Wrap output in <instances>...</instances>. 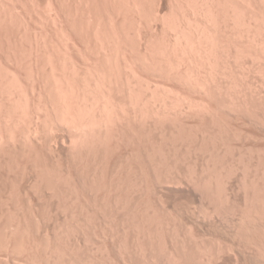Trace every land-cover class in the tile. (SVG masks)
<instances>
[{"label":"rangeland","instance_id":"obj_1","mask_svg":"<svg viewBox=\"0 0 264 264\" xmlns=\"http://www.w3.org/2000/svg\"><path fill=\"white\" fill-rule=\"evenodd\" d=\"M170 1H168V0H0V79L6 78L7 82L9 83V81H10V83H11V80L13 79V77L17 78V81L18 82L20 81L19 83L21 85L25 86V89H27V92L30 95L29 96L30 97V132H31L30 147L33 146L30 148V161L27 163L25 162V161H27L26 152H25V154H23L24 156H22L20 152H23V151L21 150V147L18 146L17 144H16V147L17 146L20 147V148H17V150L19 149L21 151L16 150L18 152V153H15L16 155L12 154V153H14L13 149L11 150L12 151L11 153L10 152L7 153V154L11 155V156L8 155V156H10L9 157L10 160H8V157L6 160V163L8 162L7 163L8 166L6 165V163H3V161H1L2 157H1V153H0V170H1L0 171V198H1L0 199V208H1L0 209V218H1L0 219V231H1V233H0V247H1L0 248V259H1L0 264H18V263L19 264H23V263L24 264H60V263L61 264H74V263L75 264H77V263L78 264H82V263L83 264H264V125H263L264 124V121H263V119H264V115H263L264 114V63H263L264 62V57H263L264 54L260 55L258 58L256 57V59H255V57H252V56L250 57L247 54H243L240 56L238 55L237 58L236 57H232V58L230 57V59H232V60H229L230 61L229 66H227L226 68L221 67L220 62H218L220 60H217L216 61V62H218L217 68H216L217 74H214L217 76L214 77V75H213L212 79H210V80H209L210 77L208 78L207 75H205V74H207V69L204 68L205 64H202L199 61H197V62L194 61V60L198 59L197 54L199 52L202 53V54L199 53L200 56L202 55L201 56L202 58L200 57V60H202V59L204 60V57L208 56L207 51H209V49L204 50V48H208L209 46L204 47L203 46L204 43H202L199 38H198V42H200V43L196 42L197 36H195V35H197L196 34L197 31H199V34H202L201 36L198 34V37L200 36V38L201 37L203 38L204 37L203 35H205L206 38H209L210 36L206 35L204 33L210 34L211 32L215 31L214 33H211L210 35H211V38L217 37L216 38L217 42H218L217 46L219 45L218 48L220 50H221L222 46H223L222 49L225 47L227 49L228 46H226V45H229V47H232V48H233V46L237 47L235 42H237L236 38L238 37L237 36L238 34H236V31H238L239 25L243 26V25H246L248 23L250 29H253V28L255 29L257 24H258L257 28H259V25H261L262 23L264 24V8H263L264 7V0H257V1L256 0H226V1L225 0H198V1L197 0H194V1L193 0H173V1L170 0ZM190 1H192V2H190ZM243 1H245V2H243ZM248 2L250 4H248ZM198 3H199V5H198ZM209 3H210V5H209ZM195 4H197V5H195ZM193 6H194V11L192 9ZM201 6H202V8H201ZM212 6L214 7V9L216 11L213 9ZM186 7L188 8L187 10H186ZM224 8H225V10H223ZM178 9H180V10H178ZM207 9H208L209 13L211 11L214 13L213 14L214 15L213 17L215 18L214 20L207 17V16H209V14L207 15V13H208ZM183 11H184V13H183ZM191 11H193L192 14H191ZM232 11L233 12L235 11V13H233ZM212 12H211V14H212ZM190 14L193 15L194 17H198V18L194 19V17L191 16ZM195 14H197L199 16H197ZM202 14H204V15L202 16ZM224 15L227 17H225ZM229 16H231V17H229ZM236 17H237V19H236ZM243 17H246L245 20L247 22H245V20H243ZM248 18H249V20H248ZM155 19H156V21H155ZM172 19H173V21H172ZM230 19H231V21H230ZM211 20L213 22L214 21L217 22V23L214 22L216 28L218 25H219V27L227 25V28H226V26L224 28L221 27V29L217 28L219 30L225 29V31H226L228 28H230V29L232 28V30H233V28H235L234 30H236V27H237V30L235 31V33L232 32V30H231V33H232L231 34L229 31L230 29H228L230 34H228V33L225 34L227 31L223 33V31L220 32L219 30H216V28H214V24H213V22H211ZM237 20H239V23ZM241 20H243V21L241 22ZM254 20H255V22H254ZM256 20H257V22H256ZM207 21H208V23H206ZM235 21H237L236 22L237 24L235 23ZM167 22L169 23V25ZM182 22H183V24H182ZM221 22L222 23L225 22L227 24H225V23L220 24ZM231 22H233L234 25L230 24ZM249 22L251 23V25ZM193 23H196L198 25L193 24ZM228 23H229V26H228ZM216 24H217V26H216ZM180 25L182 28H184V30L182 29L183 34H185V35H183L184 38L182 37L183 42H186L188 40V43L187 42L186 43L190 47H191V43L193 42V45L191 48L194 49V46H195V49L199 51V52H197L196 57L192 56L191 58H189L190 61H188V62L185 59L186 57H184V56H187V58L190 56H188V54H186V52L183 53L182 57L180 56V52L184 51V50L180 49V47L177 44L182 43V40H181V42L176 41L177 44L175 43V38L177 36H179L178 40L181 39L180 34L176 35L179 31L178 29L180 28L179 27ZM232 26H235V27H232ZM251 26H254V27L251 28ZM185 31H188V32L184 33ZM190 31H192V32H190ZM194 31H196V33ZM257 31H260V30L257 29ZM202 32H204V33H202ZM172 33H174V36ZM212 34H214V35H212ZM224 34L227 36H225ZM235 34H236V36L234 38L233 35H235ZM212 36H214V37H212ZM230 36H232V38ZM111 37H112V39H111ZM226 37L227 38L229 37V39H227ZM84 39H85V41H84ZM137 39L139 41H137ZM191 39H193L192 42H191ZM194 39H195V41H194ZM216 39H215V41H216ZM234 39H236V41ZM184 40H186V41H184ZM221 41H223V42H221ZM112 42H115V43H112ZM203 42H205V40H203ZM220 42L222 45L220 44ZM228 42H231L230 43L231 45ZM164 43H166V44H164ZM196 44H198V45L201 44L202 46H198ZM109 45H111V46H109ZM181 45H183V44H181ZM170 46L171 47L173 46V47L171 48ZM205 46H206V43H205ZM197 47H200V49H197ZM130 48H132V49H130ZM215 48L217 49L216 55L221 59V56H219V54H221L224 51H222V50L220 51L216 46H215ZM140 50H142L143 52ZM165 50H168V52H166ZM185 51H187L189 53L191 52L190 54L193 53L195 55V50L189 51V49L188 50L186 49ZM203 51H205V52H203ZM47 53H49V54H47ZM160 53H161V55H160ZM167 53H169L168 54L169 57L174 56L173 58H175V56H176L175 59H178L177 57H179L178 60L179 61L181 60V61H180V65L178 67H180V68L174 67L175 68L174 69L171 67V71H170V68L168 67L169 70L166 69L167 71H164L165 67L163 68V66H164L163 60H164V62L166 61L165 59L167 58ZM205 53H207V54H205ZM209 54H210V52H209ZM162 55H166V56L162 57ZM245 55H247V56H245ZM157 56L162 57L163 60L160 58H158V59H160V60H158L156 58ZM218 57H216V59ZM241 57H243L244 59ZM247 57H248V59H247ZM195 58H197V59H195ZM235 58H236L237 62L235 61ZM3 59H4V61H3ZM50 60H51V62H50ZM69 60H71V61H69ZM191 60L193 63L191 62ZM259 60H260V62H259ZM155 61H158V62H156L157 66H155L156 64H154ZM160 62L162 63V65H160L161 64ZM194 62L196 63L197 66L201 65L199 67L196 66L197 67L196 71H197V74L199 75L200 78H207L208 83H209V81H211V83L214 84V81H215L216 87L219 86L218 89L215 87V89L218 90L217 91L218 94L216 93V90H215V92H213V94H212V92L206 93L205 89L203 87H200L201 85L184 83L185 81L181 82L183 80H179V78H177L176 72H178L180 70L179 71V73H180L181 70L182 71L186 70V68H188V65L191 66V65L195 64ZM109 63H111V64H109ZM152 64H154V65H152ZM61 65H62V67H61ZM181 65L183 67H181ZM185 66H187V67L184 68ZM191 67H193V66H191ZM111 68H113V69H111ZM198 68H199V70H198ZM246 68H248V70ZM37 69H38V72H37ZM45 69H46V72H45ZM64 69H66V70H64ZM86 69L89 71L86 72L87 71ZM173 69H174V71H173ZM177 69H178V71H177ZM228 69H229V71L231 69V71H230L231 73L228 71ZM50 70H53V71H50ZM250 70H251V72H250ZM168 71H170V72H168ZM172 71L175 74H170V73H172ZM190 71L195 72V70H192V69ZM7 72H8V74H7ZM240 72H242V73H240ZM67 73H69V74H67ZM73 73H75V74H73ZM93 73H95V74H93ZM52 74H53L54 78L51 77ZM59 74H61V75H59ZM132 74L136 75V77L138 76L137 79L142 78V81L140 80V82L143 83L144 85L148 82V84L151 87V88L149 87V89H151V90H149L146 86H145V88H146L145 89L144 85L139 83L138 81H136V79L133 78ZM203 74H204V76L202 77ZM83 75H86V76L83 77ZM233 75L235 76V78ZM24 76H25V78H24ZM41 76H43V77H41ZM221 76H222V78H221ZM237 76H239L240 78ZM30 78H32V79H30ZM52 78L54 80L58 79L59 82H61V84L66 86V87H67V85L68 86L71 85L70 87H72L75 92L80 90L81 88L83 89L85 87V84H87V83H88V85L91 83L90 86H92V84H93L92 79L93 78H95L96 80H99V83H100V81H101V83L104 81L103 82L104 85L111 86V87L113 85L112 90H113L115 98L117 97V99H119L118 101L121 103V105H123L122 107L125 106L122 113L124 112L123 114H125L126 111L127 112L130 111L129 116H131V114H133L131 117L127 116L128 113H126L127 115H125L128 118H131L130 119L131 121L127 118L128 121H127V123H125L127 119L125 118V121L123 119L124 122L121 121V122L115 124V127L113 126L111 131L109 130L103 136L94 137L93 141H92V137L88 136L89 140L91 141V143H88L89 146L87 145L84 148L82 147L81 149L77 150L78 152L76 151L77 153H75L77 155L72 154L71 151L68 149L69 145H70L69 140H70V135H71L70 127L67 126L64 122H63L64 124L61 125L62 122L61 121L58 122V120L57 121L54 120L55 122L58 123V125L56 123L55 126H53V128H51V129H48V128L46 129L47 126H46V124L44 125V123H47L49 121L50 117H53L51 115V112L49 111L50 108L49 107L44 108L45 102L47 100V95H49V93H48L49 85L53 82ZM246 78H247V80H246ZM213 79H214V81H212ZM223 79H225V80H223ZM27 80L30 81V83L29 82L28 83L30 84V86H32V87H30L32 92H29V88H26ZM82 80H83V82H81ZM144 81H145V83H144ZM229 81L232 83H230ZM233 82H234V84H233ZM189 83H192V81L191 82L189 81ZM235 83H236V86H235ZM79 84H81V85L83 84L82 87ZM110 84H112V85H110ZM140 84H141V86H140ZM185 84H187V85H185ZM218 84H220V85H218ZM260 84L263 86H261ZM255 85H256V87H255ZM137 86H139V88ZM196 86H198V87H196ZM226 86H227V88H226ZM242 86H243V88H242ZM92 87H94V85ZM134 87H135V89H134ZM160 87H161V89H160ZM201 88H203L204 90ZM256 88H257V90H256ZM116 89H117V91H116ZM129 89H131V90H129ZM127 90L132 91V93H131L132 97L130 96V94H127V93H129ZM153 90L155 91V95L153 93ZM148 91H150V92H148ZM136 92H137V94H136ZM149 93H151V94H149ZM214 93H216V94H214ZM36 94H38V95H36ZM205 94H206V96H205ZM232 94H233V96H232ZM258 94H260V96ZM125 95H126V97H125ZM150 95L153 99L150 97ZM238 95H239V97H238ZM118 96H120V97H118ZM133 96H134V99L137 100L139 103V104L137 103L139 110L141 107V111L137 112L135 110L136 111L135 114L133 113L134 110L132 109L133 105L132 104L130 105L131 100H129V98L131 99V98H133ZM169 96H170V98H169ZM213 97H215V98H213ZM180 98L185 99V100H182L180 102V100H181ZM176 99H179V100H176ZM252 99H253V101H252ZM139 100H141V102ZM152 100L153 101L155 100V101L153 102ZM256 100H258V102ZM170 102H171V104H170ZM188 103H192L193 105L192 104L188 105ZM196 103H197V105H196ZM216 104H218V105H216ZM142 105H144V106L142 107ZM161 105H162V107H161ZM228 105H229V107H228ZM129 106H131V107H129ZM225 106L227 109L225 108ZM237 107L240 109H238ZM42 108H44V109H42ZM126 108L129 110H125ZM161 108H163V109H161ZM201 108H203V109H201ZM241 109H243V110H241ZM171 110H173V111H171ZM194 110H196V111H194ZM242 111H243V113H242ZM253 111H255V112H253ZM139 113H141L140 114L141 116L139 115ZM178 113H180V114H178ZM123 114H121L120 117H124ZM195 114H196V116H195ZM180 115H181V117H180ZM245 115H246V117H245ZM255 115H257V117ZM53 119H54V117H53ZM136 119H137V121H136ZM168 119H169V121H168ZM252 120H254V121H252ZM146 124H148V125H146ZM179 125H182V126H179ZM131 126H133V127L131 128ZM43 127H44V129H43ZM133 129H136L135 130L136 132H134ZM193 129H195V130H193ZM36 130H37V132H35ZM33 131L35 132V134ZM131 131L133 134L130 133ZM180 132H182V133H180ZM235 132H237V133H235ZM136 133H138V134H136ZM172 134L175 136L179 135L180 137L179 136L175 137ZM107 135H108V137H107ZM168 135H170V136H168ZM122 136H123V138H122ZM163 136L164 137L166 136L165 137L166 139L163 138ZM53 137L56 141L51 140V138H53ZM168 137H169V139H168ZM196 137H197V139H196ZM219 137L221 138V140ZM37 138H39V139H37ZM182 138L184 139V141ZM61 139H63V140H61ZM125 139L128 141H126ZM155 139H156V141H155ZM170 139L171 140L174 139L173 142ZM37 140H39V141H37ZM45 140H46V142H45ZM169 140H170V142H169ZM176 140H177V142H176ZM202 140H204V141H202ZM42 141L45 142L46 144L43 143ZM196 141H198V142H196ZM104 142H105V144H104ZM188 142L190 144H188ZM216 142H218V143H216ZM165 143H166V145H165ZM106 144H107V146H106ZM152 145H154V146H152ZM167 145H169V146H167ZM63 146H65V147H63ZM140 146H141V148H140ZM165 146H167L168 148ZM174 146H175V148H174ZM202 146H203V148H202ZM185 147H186V149H185ZM196 147H197V149H196ZM206 147H207V149H206ZM52 148H53V150H52ZM162 148L163 149L165 148V150H162ZM107 149H108V151H107ZM48 150H49V152H48ZM97 150H99V151H97ZM35 151H36V153H35ZM54 151L57 153H55ZM147 151H148V153H147ZM152 151L154 153H152ZM44 152H46V153H44ZM126 152H128L129 154ZM168 152L169 153L171 152L173 155L169 154ZM93 154H95V155H93ZM151 154L153 155V157L151 156ZM181 154H183V157ZM72 155H73V157H72ZM161 155L162 156L165 155V157H163L164 159L162 158ZM167 155L170 157H168ZM12 156H14V157L12 158ZM96 156L98 158H96ZM137 157H139V158H137ZM159 157L161 159H159ZM11 158H12V160H11ZM14 158H15V160H14ZM83 158H85V159H83ZM189 158H190V160H189ZM88 159H90V160H88ZM96 159H98V160H96ZM140 159H142V160L140 161ZM173 159L175 160V162ZM147 160H148V162H147ZM170 161H171V163H170ZM192 161H193V163H192ZM55 162H56V164H55ZM28 163H30V164H28ZM119 163H120V165H119ZM162 163L163 164L165 163L166 165L164 164V166H163ZM3 164H5V165H3ZM9 164H11V165H9ZM22 164L27 165V166H23ZM180 164H181V166H180ZM21 165L23 166L24 169L21 167ZM28 165H30V169H29ZM35 166L38 168H36ZM99 166H100V168H99ZM168 166H169V168H168ZM190 166H192V167H190ZM14 167H17V168L14 169ZM173 167H174V169H173ZM25 168H28V169H25ZM157 168L159 171L161 170L162 172L161 171L159 172L157 170ZM189 168H191V169H189ZM34 169H36L37 171ZM183 169L187 173L183 172L182 171ZM192 169H195V170L193 171ZM23 170H26V172L23 173L24 172ZM186 170H188V171H186ZM190 170H192V171H190ZM70 171H71V173H69ZM75 171H76V173H75ZM99 171L102 172V174ZM156 171H157V173L158 172L159 173L157 174ZM176 171H177V173H176ZM8 172H9V174H7ZM27 172L28 173L30 172V173L28 174ZM83 172L85 174H83ZM166 172H168V173L170 172L169 175L171 177L172 176L173 177L171 178ZM188 172L190 175L188 174ZM44 173H46V174H44ZM117 173H118V175H117ZM121 173H122V175H121ZM12 174H13V176H12ZM194 174H195V176H194ZM199 174L202 176H200ZM244 174L246 176H243ZM64 175H66V176H64ZM151 175L153 177L154 176L155 177L152 178ZM203 175H204V177H203ZM225 175L227 176V178ZM228 175H230V176H228ZM1 176H3V177H1ZM81 176L83 178H80ZM95 176H97V178ZM101 176H102V178H101ZM45 177H46V179H45ZM63 177H65V179ZM69 177H70V179H68ZM179 177H181V178H179ZM188 177H189V179H188ZM23 178H24V180H23ZM50 178H52V179H50ZM126 178H128V179H126ZM139 178H141V180H139ZM151 178H152V181H151ZM156 178L158 180H156ZM163 178H164V180H163ZM170 178H171V181H170ZM195 178H197V180ZM59 179L61 180V182ZM67 179H68V181H67ZM198 179H199V181H198ZM218 179H219V181H218ZM20 180H21V182H20ZM28 180H30V181H28ZM72 180H73V182H72ZM210 180L211 181L215 180L214 181L215 183L214 182L210 183ZM228 180H230V181H228ZM25 181H27V183ZM92 181L94 182V184ZM165 181H166V183H164ZM181 181H183V182L180 185ZM187 181H189L190 183H188ZM192 181H194V182H192ZM46 182H47V184H46ZM83 182H85V183L83 184ZM149 182L150 183L152 182L151 186L149 185L150 184ZM169 182H171V183H169ZM175 182H177V185H175ZM216 182L217 183L219 182V183L216 184ZM19 183H21V184H19ZM35 183L39 184V185H36L38 187L35 186ZM59 183H60V186L58 185ZM63 183L65 185H62ZM14 184H16V185H14ZM17 184H19V185L17 186ZM52 184H54L55 186ZM165 184H167V185H165ZM168 184H169V186H168ZM178 184H179V186H178ZM182 184H183V186H182ZM220 184L222 185V188H220L221 187ZM8 185H11V187ZM51 185H52V187L54 186V189L52 187H49ZM172 185H173V187H172ZM174 185H175V187H174ZM88 186H90V187H88ZM209 186H211V187H209ZM223 186L226 188H224ZM2 187L5 189H2ZM90 188H92V189H90ZM32 189H34V190H32ZM91 190L93 191V193L91 192ZM208 190H210L211 193H210V191L208 192ZM12 191H13V193H12ZM24 191H26V192L23 193ZM34 191H36V192H34ZM97 191H99V192H97ZM112 191H114V192H112ZM222 191L224 194L222 193ZM16 192H17V194H15ZM147 193H150L151 195H149ZM215 193H216V195H215ZM20 194H21V196H20ZM22 194H24V196ZM212 194H213V197H212ZM220 194H222V195H220ZM256 194H257V196H256ZM73 195H75V196H73ZM217 195H219V196L216 197ZM153 196H156V197H153ZM4 197H5V199H4ZM10 197H11V199H10ZM18 197L20 200L18 199ZM120 197H121V200H120ZM159 197H161V199ZM8 198H9V200H8ZM15 198H17L18 202H16ZM75 198H76V201H75ZM79 198H80V200H79ZM3 199H4V201H3ZM68 200L71 202L70 203L71 205L69 204ZM119 200H120V202H119ZM124 200L126 202H124ZM226 200H228V201H226ZM259 200H261L263 203L261 201L259 202ZM9 201H12V202H9ZM74 201H75V203H74ZM77 201L78 202L80 201V203H79L80 205L78 204ZM96 201H97V204H96ZM3 202H4V206H2ZM14 202L18 203V206ZM19 202H20V204H19ZM28 202H30V203L28 204ZM254 202H255V204H254ZM44 203H45V205H44ZM104 203H105V205H104ZM257 203H258V205H257ZM64 204L66 207H64ZM109 204H110V206H109ZM5 205H7L8 207ZM36 205H38L39 207ZM233 205H234V207H233ZM260 205L262 206V208ZM59 206H60V208H59ZM114 206H117V207L115 208ZM122 206L124 209L121 208ZM26 207H27V209L25 210ZM44 207H45V209H44ZM63 208H65V209H63ZM68 208L70 210H68ZM104 208H106V209H104ZM5 210L7 213L5 212ZM14 210H15V212H14ZM31 210H33V212ZM47 210H49V211H47ZM115 210H117V211H115ZM125 210H128V211H125ZM219 210H220V212H219ZM17 211H18V215H17ZM62 211H63V213H60ZM65 211H68V212L66 213ZM120 211H121V213H120ZM144 211H145V213H144ZM13 212H14V214H13ZM21 212L24 216H22ZM101 212H103V213H101ZM110 212H111L112 216H111ZM126 212H128V213H126ZM133 212H134V214H133ZM150 212L151 213L154 212V213H152V216H151ZM10 214H12V215H10ZM93 214H94V216H93ZM132 214H133V216H132ZM34 215L36 218L34 217ZM73 215L75 216V218ZM129 215H131V216H129ZM1 216H3V218ZM13 216H15V217H13ZM41 216H43V217H41ZM70 216H72V217L69 218ZM4 218L6 221L4 220ZM37 218H38V220H37ZM77 218H78V220H76ZM105 218H107V219H105ZM113 218L115 221L113 220ZM121 220H124V221L122 222ZM69 222H70V224H69ZM74 222H77V223L74 224ZM117 223H118V225H117ZM124 224H125V226H124ZM133 224H135V225H133ZM36 225H37V227H36ZM248 226H250V227H248ZM3 228L7 229V230H4V232H3V230H1ZM8 229H9V231H8ZM136 231H138V232H136ZM18 232H19V234H18ZM37 232H38V234H37ZM57 232H58V234H57ZM26 233H27V235H26ZM101 233H102V235H101ZM58 235H59V237H58ZM65 235H66V237H65ZM25 236H26V239H25ZM3 237H4V239H3ZM125 237H126V239H125ZM9 238H10V240H9ZM70 238H72V239H70ZM6 240L9 243L8 245H7ZM24 241H26L27 243L29 241V243L26 244V242H24ZM23 242H24V245H23ZM4 244L7 245L8 248H6ZM12 244L14 245V247L16 246L15 247L16 249L13 248ZM16 244H18L19 246H17ZM11 245H12V248H11ZM121 245L123 247L125 246L126 248L125 247L122 248ZM128 246H129V248H128ZM22 247L23 248L25 247L26 251H24L22 249ZM139 247H140V250H139ZM143 247H144V249H143ZM18 248H19V250H18ZM29 248H31V249H29ZM180 248H182V249H180ZM198 249H200V250H198ZM143 250H144V252H143ZM128 251H130V252H128ZM140 252H141V254H140ZM183 252H184V254H183ZM128 253H131V254L129 255ZM52 255H54V256H52ZM126 256H128V257H126ZM209 257H212V258H209ZM208 258L210 259V261ZM39 259L40 260L42 259V260L40 261ZM77 259H79V260H77ZM26 260H27V262H26ZM59 261H60V263H59ZM73 261H75V262H73ZM170 261H172V262H170ZM1 262H3V263H1ZM14 262H17V263H14Z\"/></svg>","mask_w":264,"mask_h":264},{"label":"bare ground","instance_id":"obj_2","mask_svg":"<svg viewBox=\"0 0 264 264\" xmlns=\"http://www.w3.org/2000/svg\"><path fill=\"white\" fill-rule=\"evenodd\" d=\"M168 1H170V0H168ZM173 1V0H172ZM194 1V0H193ZM198 1V0H197ZM226 1V0H225ZM257 1V0H256ZM159 2V1H158ZM171 2V1H170ZM190 2H192V1H190ZM196 2V1H195ZM239 2V1H238ZM243 2H245V1H243ZM255 2V1H254ZM253 2V3H254ZM132 3V2H131ZM160 3V2H159ZM201 3V2H200ZM221 3V2H220ZM263 3V2H262ZM191 4V3H190ZM193 4V3H192ZM247 4V3H246ZM248 4H250L249 2H248ZM247 4V5H248ZM194 5V4H193ZM195 5H197V4H195ZM198 5H199V3H198ZM209 5H210V3H209ZM217 5V4H216ZM254 5V4H253ZM263 5V4H262ZM137 6V5H136ZM169 6V5H168ZM173 6V5H172ZM188 6V5H187ZM221 6V5H220ZM257 6V5H256ZM206 7V6H205ZM209 7V6H208ZM213 7V6H212ZM201 8H202V6H201ZM210 8V7H209ZM247 8V7H246ZM259 8V7H258ZM264 8V7H263ZM169 9V8H168ZM188 8L186 7V10H187ZM193 11H194V6H193ZM199 9V8H198ZM213 9H214V7H213ZM178 10H180V9H178ZM206 10V9H205ZM215 10V9H214ZM223 10H225V8L223 9ZM248 10V9H247ZM193 11H191V14H192V12ZM216 11V10H215ZM214 11V12H215ZM222 11V10H221ZM186 12V11H185ZM196 12V11H195ZM194 12V13H195ZM199 12V11H198ZM197 12V13H198ZM207 12H208V9H207ZM212 12V11H211ZM211 12L209 13H207V15L209 14V16H207V17H209V18H211V19H215L213 16V12H212V14H211ZM233 12V11H232ZM231 12V13H232ZM240 12V11H239ZM242 12V11H241ZM262 12V11H261ZM171 13V12H170ZM183 13H184V11H183ZM202 13V12H201ZM233 13H235V11L233 12ZM140 14V13H139ZM150 14V13H149ZM148 14V15H149ZM158 14V13H157ZM186 14V13H185ZM184 14V15H185ZM189 14V13H188ZM190 14V15H191ZM230 14V13H229ZM242 14V13H241ZM147 15V14H146ZM171 15V14H170ZM178 15V14H177ZM187 15V14H186ZM195 15H197V14H195ZM204 14H202V16H203ZM245 15V14H244ZM247 15V14H246ZM250 15V14H249ZM262 15V14H261ZM155 16V15H154ZM188 16V15H187ZM191 16H193V15H191ZM197 16H199V15H197ZM201 16V17H202ZM216 16V15H215ZM225 16V15H224ZM242 16V15H241ZM260 16V15H259ZM157 17V16H156ZM164 17V16H163ZM194 17V16H193ZM205 17V16H204ZM206 17V18H207ZM217 17V16H216ZM225 17H227V16H225ZM229 17H231V16H229ZM235 17V16H234ZM171 18V17H170ZM177 18V17H176ZM189 18V17H188ZM192 18V17H191ZM195 18H198V17H194V19ZM203 18V17H202ZM205 18V19H206ZM233 18V17H232ZM58 19V18H57ZM56 19V20H57ZM158 19V18H157ZM169 19V18H168ZM190 19V18H189ZM208 19V18H207ZM219 19V18H218ZM222 19V18H221ZM236 19H237V17H236ZM240 19V18H239ZM246 19V17H243V20H245ZM256 19V18H255ZM159 20V19H158ZM162 20V19H161ZM170 20V19H169ZM184 20V19H183ZM193 20V19H192ZM198 20V19H197ZM204 20V19H203ZM217 20V19H216ZM225 20V19H224ZM223 20V21H224ZM227 20V19H226ZM243 20H241V22L243 21ZM248 20H249V18H248ZM259 20V19H258ZM54 21V20H53ZM155 21H156V19H155ZM172 21H173V19H172ZM177 21V20H176ZM187 21V20H186ZM209 21V20H208ZM208 21L206 22V23H208ZM229 21V20H228ZM227 21V22H228ZM230 21H231V19H230ZM233 21V20H232ZM238 21V23H239V20H237ZM237 21H235V23L237 22ZM160 22V21H159ZM163 22V21H162ZM188 22V21H187ZM211 22H213L212 20H211ZM215 22V21H214ZM214 22H213V24H214ZM220 22V21H219ZM245 22H247L246 20H245ZM244 22V23H245ZM251 22V21H250ZM249 22V23H250ZM254 22H255V20H254ZM256 22H257V20H256ZM259 22V21H258ZM168 23V22H167ZM190 23V22H189ZM215 23H217V22H215ZM225 23V22H224ZM224 23H220V24H224ZM243 23V24H244ZM261 23V22H260ZM259 23V24H260ZM166 24V23H165ZM182 24H183V22H182ZM186 24V23H185ZM193 24H196V23H193ZM212 24V23H211ZM219 24V23H218ZM225 24H227V23H225ZM230 24H233L234 25V23L233 22H231ZM237 24V23H236ZM242 24V23H241ZM168 25H169V23H168ZM177 25V24H176ZM179 25V24H178ZM196 25H198V24H196ZM207 25V24H206ZM248 25V23L246 24V25H243V26H241V25H239L238 26V31H236L237 30V27H236V30H234L235 28H233V30H232V28L230 29V28H228V29H230L229 31H230V33H231V30H232V32H234L235 33V31H236V34H238L237 36V42H235L236 43V45H237V47L236 46H233V48L232 47H229V45H226L225 43V45L226 46H228L227 47V49H226V47L225 48H223L222 49V47H221V50L222 51H224V52H222L221 54H219V56H221V59L216 55V51H217V49L215 48V46L218 48V46H217V37L216 38H211V33H214L215 31H213V32H211L210 34L209 33H204V32H202V33H204V34H206V35H209L208 37L209 38H206L205 37V35H203L204 37L201 39L200 38V36L202 35V34H199V31H197V33H196V31H194L197 35H195V36H197V40H196V42H198V38L201 40V42L202 43H204V47H208V48H204V50L205 49H209V51H207L208 52V56L206 57H204V60L202 59V60H200V57L202 56H200L199 55V53L200 54H202L201 52H199L198 50H196L195 49V46H194V49L193 48H191L192 47V45H193V42H192V40L193 39H191V47L190 46H188L187 45V43H188V40L186 41V40H184V41H186V42H183V39H182V37L184 38V36L183 35H185V34H183V30H184V28H182L181 27V25L177 28L179 31H178V33L176 34V35H178V34H180V37H181V39L180 40H178L179 39V36H177L176 38H175V43H176V41L178 42H181V40H182V43H180V44H177L179 47H180V49H182V50H184V51H181L180 52V56L182 57L183 56V53H185L186 52V54H188V56H190V57H188L187 58V56H184V57H186L185 59L187 60V62L188 61H190V59L189 58H191L192 56H195L196 57V54H197V52H199L198 54H197V57H198V59L197 58H195V59H197V60H194V61H199L200 63H202V64H205V66H204V68H206L207 69V74H205V75H207V77L209 78V80L210 79H212V76L214 75V74H217V70H216V68H217V63L218 62H220V65H221V67H227V66H229V60H232V59H230V57L232 58V57H236L237 58V56L239 55H243V54H247L248 56H252V57H255V59H256V57L258 58L260 55H262V54H264V24L262 23L261 25H259V28H257L258 27V24H257V26H256V28L253 30V29H250L249 28V25ZM250 25H251V23H250ZM187 26V25H186ZM212 26V25H211ZM210 26V27H211ZM216 26H217V24H216ZM226 26V28H227V25H224V26H220L219 27V25L217 26V28H220L221 29V27L222 28H224ZM228 26H229V23H228ZM236 26V25H235ZM235 26H232V27H235ZM185 27V26H184ZM194 27V26H193ZM231 27V26H230ZM252 27H254V26H251V28ZM3 28V27H2ZM149 28V27H148ZM186 28V27H185ZM195 28V27H194ZM208 28V27H207ZM213 28V27H212ZM211 28V29H212ZM214 28H216L215 27V24H214ZM213 28V29H214ZM216 28V30H219V29H217ZM137 29V28H136ZM171 29V28H170ZM183 29V30H182ZM187 29V28H186ZM185 29V30H186ZM228 29L225 31V29H222V30H219L220 32L221 31H223V33L224 32H226L225 34H230L229 33V31H228ZM257 29H259L260 31H257ZM163 30V29H162ZM200 30V29H199ZM215 30V29H214ZM11 31V30H10ZM136 31V30H135ZM166 31V30H165ZM189 31V30H188ZM188 31H185L184 33H186V32H188ZM201 31V30H200ZM208 31V30H207ZM206 31V32H207ZM257 31V32H256ZM82 32V31H81ZM163 32V31H162ZM177 32V31H176ZM190 32H192V31H190ZM189 32V33H190ZM210 32V31H209ZM219 32V33H220ZM238 32V33H237ZM60 33V32H59ZM201 33V32H200ZM21 34V33H20ZM152 34V33H151ZM173 34V36H174V33H172ZM198 34L200 35L199 37H198ZM224 34V35H225ZM232 34V33H231ZM236 34L235 35H233V37L235 38V36H236ZM62 35V34H61ZM79 35V34H78ZM95 35V34H94ZM136 35V34H135ZM191 35V34H190ZM212 35H214V34H212ZM96 36V35H95ZM138 36V35H137ZM217 36V35H216ZM225 36H227V35H225ZM229 36V35H228ZM155 37V36H154ZM160 37V36H159ZM187 37V36H186ZM212 37H214V36H212ZM221 37V36H220ZM219 37V38H220ZM224 37V36H223ZM231 38H232V36H230ZM92 38V37H91ZM117 38V37H116ZM139 38V37H138ZM173 38V37H172ZM189 38V37H188ZM192 38V37H191ZM227 38V37H226ZM111 39H112V37H111ZM136 39V38H135ZM174 39V38H173ZM215 39H216V41H215ZM221 39V38H220ZM227 39H229V37L227 38ZM236 39H234L235 41H236ZM64 40V39H63ZM154 40V39H153ZM158 40V39H157ZM163 40V39H162ZM167 40V39H166ZM203 40H205V42H203ZM222 40V39H221ZM84 41H85V39H84ZM87 41V40H86ZM96 41V40H95ZM137 41H139L138 39H137ZM147 41V40H146ZM194 41H195V39H194ZM67 42V41H66ZM90 42V41H89ZM216 42V43H215ZM221 42H223V41H221ZM221 42H220V44H221ZM233 42V41H232ZM100 43V42H99ZM108 43V42H107ZM112 43H115V42H112ZM151 43V42H150ZM156 43V42H155ZM198 43H200V42H198ZM201 43V44H202ZM205 43H206V46H205ZM229 44L231 43V42H228ZM234 43V42H233ZM127 44V43H126ZM149 44V43H148ZM164 44H166V43H164ZM163 44V45H164ZM168 44V43H167ZM181 44H183V45H181ZM195 44V43H194ZM198 45V44H196V45H198V46H202V45ZM208 44V45H207ZM114 45V44H113ZM157 45V44H156ZM222 45V44H221ZM231 45V44H230ZM235 45V44H234ZM28 46V45H27ZM109 46H111V45H109ZM119 46V45H118ZM146 46V45H145ZM113 47V46H112ZM111 47V48H112ZM116 47V46H115ZM135 47V46H134ZM142 47V46H141ZM171 47V46H170ZM173 47V46H172ZM171 47V48H172ZM242 47V48H241ZM31 48V47H30ZM42 48V47H41ZM114 48V47H113ZM21 49V48H20ZM106 49V48H105ZM124 49V48H123ZM130 49H132V48H130ZM145 49V48H144ZM150 49V48H149ZM175 49V48H174ZM179 49V50H180ZM188 50L189 49V51L190 50H192V51H194L195 50V55L193 54H190L189 52H187V51H185V50ZM197 49H200V47H197ZM202 49V48H201ZM219 49V48H218ZM226 49V50H225ZM73 50V49H72ZM154 50V49H153ZM173 50V49H172ZM178 50V51H179ZM203 50V49H202ZM220 50V49H219ZM220 50V51H221ZM32 51V50H31ZM86 51V50H85ZM140 51H142V50H140ZM166 52H168V50H165ZM176 51V50H175ZM174 51V52H175ZM43 52V51H42ZM47 52V51H46ZM106 52V51H105ZM139 52V51H138ZM143 52V51H142ZM155 52V51H154ZM165 52V53H166ZM203 52H205V51H203ZM209 52H210V54H209ZM30 53V52H29ZM98 53V52H97ZM118 53V52H117ZM133 53V52H132ZM148 53V52H147ZM152 53V52H151ZM170 53V52H169ZM169 53H167V58L165 59L166 61L164 62V60L162 59V57L163 56H166V55H162V57H159L160 55H161V53H160V55L159 56H157L156 58L158 59V58H160V59H162L163 60V63H164V66H163V68L165 67V69H164V71H167V70H169L168 69V67L170 68V71H171V67L172 68H176V67H178L179 65H180V61L178 60L179 59V57H177L178 59H175L176 58V56H175V58H173V57H169ZM178 53V52H177ZM47 54H49V53H47ZM157 54V53H156ZM182 54V55H181ZM190 54V55H189ZM205 54H207V53H205ZM79 55V54H78ZM98 55V54H97ZM158 55V54H157ZM204 55V54H203ZM247 55H245V56H247ZM5 56V55H4ZM111 56V55H110ZM139 56V55H138ZM155 57V56H154ZM153 57V58H154ZM216 57H218L217 59H216ZM264 57V56H263ZM82 58V57H81ZM121 58V57H120ZM150 58V57H149ZM165 58V57H164ZM202 58V57H201ZM206 58V59H205ZM236 58H235V61H236ZM241 58H243V57H241ZM107 59V58H106ZM152 59V58H151ZM156 59V60H157ZM160 59H158V60H160ZM181 59V58H180ZM194 59V58H193ZM244 59V58H243ZM247 59H248V57H247ZM253 59V58H252ZM7 60V59H6ZM62 60V59H61ZM109 60V59H108ZM122 60V59H121ZM144 60V59H143ZM155 60V59H154ZM217 60H220V61H218V62H216ZM3 61H4V59H3ZM14 61V60H13ZM49 61V60H48ZM56 61V60H55ZM69 61H71V60H69ZM84 61V60H83ZM136 61V60H135ZM139 61V60H138ZM142 61V60H141ZM153 61V60H152ZM245 61V60H244ZM256 61V60H255ZM47 62V61H46ZM50 62H51V60H50ZM109 62V61H108ZM143 62V61H142ZM150 62V61H149ZM154 62V61H153ZM156 62H158V61H155V63L154 64H156L155 66H157V63ZM191 62H192V60H191ZM237 62V61H236ZM246 62V61H245ZM254 62V61H253ZM259 62H260V60H259ZM5 63V62H4ZM55 63V62H54ZM127 63V62H126ZM138 63V62H137ZM141 63V62H140ZM161 63V62H160ZM190 63V62H189ZM188 63V64H189ZM193 63V62H192ZM191 63V64H192ZM195 63V62H194ZM247 63V62H246ZM264 63V62H263ZM52 64V63H51ZM58 64V63H57ZM66 64V63H65ZM72 64V63H71ZM93 64V63H92ZM107 64V63H106ZM109 64H111V63H109ZM113 64V63H112ZM148 64V63H147ZM154 64H152V65H154ZM159 64V63H158ZM231 64V63H230ZM70 65V64H69ZM117 65V64H116ZM149 65V64H148ZM151 65V64H150ZM160 65H162V63L160 64ZM183 65V64H182ZM181 65V67H183ZM195 65V66H194ZM245 65V64H244ZM261 65V64H260ZM259 65V66H260ZM21 66V65H20ZM58 66V65H57ZM76 66V65H75ZM79 66V65H78ZM115 66V65H114ZM154 66V67H155ZM159 66V65H158ZM191 66H193V67H191ZM191 66H189L188 65V68H186L187 66H185L184 68H186V70H184V71H182L181 70V72L179 73V71H178V69H177V71L178 72H176V76H177V78H179V80H183V81H181V82H184V83H188V84H194V85H201L200 87H203L204 89H205V91H206V93H210V92H212V94H213V92H215V90H216V93L218 94V87H216V85H215V81H214V77L215 76H217V75H214V79L212 80V81H214V84L213 83H211V81H209V83H208V80H207V78H200L199 77V75L197 74V71H196V69H197V67H199V66H201V65H199V66H197L196 65V63L195 64H193V65H191ZM197 66V67H196ZM238 66V65H237ZM241 66V65H240ZM251 66V65H250ZM54 67V66H53ZM61 67H62V65H61ZM105 67V66H104ZM153 67V66H152ZM239 67V66H238ZM247 67V66H246ZM253 67V66H252ZM2 68V67H1ZM29 68V67H28ZM92 68V67H91ZM114 68V67H113ZM113 68H111V69H113ZM119 68V67H118ZM130 68V67H129ZM174 68V69H175ZM178 68H180V67H178ZM231 68V67H230ZM236 68V67H235ZM4 69V68H3ZM52 69V68H51ZM90 69V68H89ZM115 69V68H114ZM126 69V68H125ZM144 69V68H143ZM167 69V70H166ZM174 69H173V71H174ZM192 69V70H195V72L194 71H190V70ZM222 69V68H221ZM247 70H248V68H246ZM64 70H66V69H64ZM87 70V69H86ZM128 70V69H127ZM198 70H199V68H198ZM227 70V69H226ZM234 70V69H233ZM241 70V69H240ZM245 70V69H244ZM243 70V71H244ZM29 71V70H28ZM50 71H53V70H50ZM55 71V70H54ZM89 70H87L86 72H88ZM117 71V70H116ZM170 71H168V72H170ZM173 71H172V73H170V74H175V73H173ZM220 71V70H219ZM224 71V70H223ZM228 71H229V69H228ZM230 71H231V69H230ZM229 71V72H230ZM263 71V70H262ZM3 72V71H2ZM10 72V71H9ZM37 72H38V69H37ZM36 72V73H37ZM45 72H46V69H45ZM60 72V71H59ZM58 72V73H59ZM73 72V71H72ZM80 72V71H79ZM113 72V71H112ZM126 72V71H125ZM155 72V71H154ZM199 72V71H198ZM216 72V73H215ZM250 72H251V70H250ZM43 73V72H42ZM221 73V72H220ZM231 73V72H230ZM229 73V74H230ZM240 73H242V72H240ZM257 73V72H256ZM2 74V73H1ZM5 74V73H4ZM7 74H8V72H7ZM51 74V73H50ZM65 74V73H64ZM67 74H69V73H67ZM73 74H75V73H73ZM81 74V73H80ZM83 74V73H82ZM93 74H95V73H93ZM92 74V75H93ZM124 74V73H123ZM202 74V73H201ZM200 74V75H201ZM3 75V74H2ZM12 75V74H11ZM59 75H61V74H59ZM71 75V74H70ZM110 75V74H109ZM108 75V76H109ZM119 75V74H118ZM146 75V74H145ZM248 75V74H247ZM36 76V75H35ZM50 76V75H49ZM68 76V75H67ZM66 76V77H67ZM77 76V75H76ZM75 76V77H76ZM84 76H86V75H83V77ZM104 76V75H103ZM132 76H133V78L134 79H136V81H138L139 83H141L140 82V80L142 81V78L141 79H137V77H136V75H133L132 74ZM175 76V75H174ZM173 76V77H174ZM175 76V77H176ZM204 76V74L202 75V77ZM234 76V75H233ZM41 77H43V76H41ZM46 77V76H45ZM51 77H53V74H52V76ZM61 77V76H60ZM65 77V76H64ZM63 77V78H64ZM90 77V76H89ZM106 77V76H105ZM206 77V76H205ZM237 77H239V76H237ZM247 77V76H246ZM3 78V77H2ZM24 78H25V76H24ZM37 78V77H36ZM54 78V77H53ZM52 78V79H53ZM57 78V77H56ZM73 78V77H72ZM101 78V77H100ZM128 78V77H127ZM221 78H222V76H221ZM234 78H235V76H234ZM240 78V77H239ZM29 79V78H28ZM30 79H32V78H30ZM41 79V78H40ZM76 79V78H75ZM90 79V78H89ZM261 79V78H260ZM37 80V79H36ZM87 80V79H86ZM93 81H92V86L94 85V87H92V86H90V84L88 85V83L87 84H85V87L81 90H78V91H74L73 90V88L72 87H70V86H68L67 84V87L66 86H64V85H62L61 84V82H59V80L57 79H53V82L49 85V90H48V93H49V95H47V100H46V102H45V106H44V108H50V112H51V115L54 117V119H53V117H50L49 118V121L47 122V123H44V125L46 124V129L48 128V129H51V128H53V126H55V124L57 123V122H55V121H57L58 120V122L59 121H61L62 122V124L61 125H63L64 123L67 125V126H69L70 127V131H71V135H70V145H69V150L71 151V153L72 154H75V153H77L78 151L77 150H79V149H81L82 147L84 148L85 146H87L88 145V143H91V141L89 140V137H92V141H93V138L94 137H99V136H103L106 132H108L109 130L111 131L112 130V128H113V126L115 127V124H117V123H119V122H121V121H123V119H124V121H125V118L127 119L128 117H131L133 114H131V116H129V112L130 111H126L125 112V114H123L122 113V111H123V109H124V107H122L123 105H121V103L118 101L119 99H117V97L115 98V96H114V93H113V90H112V87H113V85L112 84H110V85H112V87L111 86H107V85H104L103 84V82L101 83V81H100V83H99V80H96L95 78H93L92 79ZM101 80V79H100ZM103 80V79H102ZM109 80V79H108ZM174 80V79H173ZM219 80V79H218ZM223 80H225V79H223ZM246 80H247V78H246ZM165 81V80H164ZM188 81V82H187ZM189 81L191 82L192 81V83H189ZM217 81V80H216ZM20 82V81H19ZM18 81H17V78H14L13 77V79L11 80V83H10V81H9V83L7 82V79L6 78H4V79H0V153H1V157H2V159H1V161H3V163H6V160H7V157H8V160H10L9 159V157L11 156L10 154H7V153H11L12 151V149H13V152L14 153H12L13 155L15 154V153H18L17 151H23V152H20L21 153V155L22 156H24L23 154H25V152H26V159H27V161H25L26 163L27 162H29L30 161V148L31 147H33V146H31L30 147V135H31V132H30V95L28 94V92H27V89H25V86H23V85H21L20 83H19ZM30 81H28L27 80V84H26V88H29V92H32L31 91V89H30V87H32V86H30ZM76 82V81H75ZM81 82H83V80L81 81ZM87 82V81H86ZM85 82V83H86ZM132 82V81H131ZM155 82V81H154ZM168 82V81H167ZM171 82V81H170ZM218 82V81H217ZM216 82V83H217ZM220 82V81H219ZM230 82V81H229ZM236 82V81H235ZM44 83V82H43ZM134 83V82H133ZM144 83H145V81H144ZM150 83V82H149ZM211 83V84H210ZM230 83H232V82H230ZM75 84V83H74ZM84 84V83H83ZM82 84V85H83ZM125 84V83H124ZM141 84H143V83H141ZM141 84H140V86H141ZM176 84V83H175ZM181 84V83H180ZM210 84V85H209ZM233 84H234V82H233ZM246 84V83H245ZM255 84V83H254ZM42 85V84H41ZM44 85V84H43ZM79 85H81V84H79ZM82 85H81V87H82ZM131 85V84H130ZM137 85V84H136ZM144 85V84H143ZM185 85H187V84H185ZM215 85V86H214ZM218 85H220V84H218ZM225 85V84H224ZM248 85V84H247ZM261 85V84H260ZM38 86V85H37ZM128 86V85H127ZM126 86V87H127ZM132 86V85H131ZM145 86L149 89V87H150V85L148 84V82L144 85V88H145ZM176 86V85H175ZM182 86V85H181ZM235 86H236V83H235ZM254 86V85H253ZM261 86H263V85H261ZM48 87V86H47ZM119 87V86H118ZM129 87V86H128ZM138 88H139V86H137ZM154 87V86H153ZM196 87H198V86H196ZM215 87L217 88V89H215ZM225 87V86H224ZM238 87V86H237ZM255 87H256V85H255ZM151 88V87H150ZM155 88V87H154ZM153 88V89H154ZM157 88V87H156ZM189 88V87H188ZM203 88H201V89H203ZM226 88H227V86H226ZM242 88H243V86H242ZM35 89V88H34ZM38 89V88H37ZM45 89V88H44ZM115 89V88H114ZM134 89H135V87H134ZM146 89V88H145ZM160 89H161V87H160ZM167 89V88H166ZM203 89V90H204ZM255 89V88H254ZM43 90V89H42ZM129 90H131V89H129ZM149 90H151V89H149ZM164 90V89H163ZM183 90V89H182ZM196 90V89H195ZM200 90V89H199ZM236 90V89H235ZM240 90V89H239ZM256 90H257V88H256ZM255 90V91H256ZM116 91H117V89H116ZM128 91V90H127ZM147 91V90H146ZM145 91V92H146ZM201 91V90H200ZM259 91V90H258ZM129 93H127V94H130V96L132 97V91H128ZM148 92H150V91H148ZM161 92V91H160ZM164 92V91H163ZM169 92V91H168ZM197 92V91H196ZM234 92V91H233ZM243 92V91H242ZM121 93V92H120ZM125 93V92H124ZM152 93V92H151ZM151 93H149V94H151ZM153 93H154V95H155V91L153 90ZM216 93H214V94H216ZM230 93V92H229ZM250 93V92H249ZM33 94V93H32ZM136 94H137V92H136ZM164 94V93H163ZM221 94V93H220ZM257 94V93H256ZM36 95H38V94H36ZM44 95V94H43ZM144 95V94H143ZM153 95V96H154ZM161 95V94H160ZM168 95V94H167ZM170 95V94H169ZM177 95V94H176ZM175 95V96H176ZM226 95V94H225ZM224 95V96H225ZM229 95V94H228ZM247 95V94H246ZM259 96H260V94H258ZM129 96V95H128ZM179 96V95H178ZM205 96H206V94H205ZM232 96H233V94H232ZM253 96V95H252ZM255 96V95H254ZM262 96V95H261ZM118 97H120V96H118ZM125 97H126V95H125ZM150 97H151V95H150ZM182 97V96H181ZM238 97H239V95H238ZM245 97V96H244ZM32 98V97H31ZM40 98V97H39ZM152 98V97H151ZM160 98V97H159ZM169 98H170V96H169ZM213 98H215V97H213ZM218 98V97H217ZM243 98V97H242ZM241 98V99H242ZM246 98V97H245ZM121 99V98H120ZM153 99V98H152ZM181 99V98H180ZM212 99V98H211ZM229 99V98H228ZM129 100H131V103H130V105L132 104L133 105V110H134V114H135V112L137 111V112H140L141 111V107H140V110L138 109L139 107H138V101L137 100H135L134 99V96H133V98H129ZM128 100V101H129ZM146 100V99H145ZM158 100V99H157ZM173 100V99H172ZM176 100H179V99H176ZM182 100H185V99H181L180 100V102L182 101ZM217 100V99H216ZM219 100V99H218ZM221 100V99H220ZM123 101V100H122ZM137 101V102H136ZM140 102H141V100H139ZM147 101V100H146ZM153 101V100H152ZM155 101V100H154ZM153 101V102H154ZM168 101V100H167ZM232 101V100H231ZM240 101V100H239ZM243 101V100H242ZM252 101H253V99H252ZM257 102H258V100H256ZM38 102V101H37ZM130 102V101H129ZM225 102V101H224ZM228 102V101H227ZM249 102V101H248ZM256 102V103H257ZM263 102V101H262ZM138 103V104H137ZM162 103V102H161ZM167 103V102H166ZM175 103V102H174ZM212 103V102H211ZM239 103V102H238ZM251 103V102H250ZM125 104V103H124ZM170 104H171V102H170ZM182 104V103H181ZM192 103H188V105H191ZM223 104V103H222ZM193 105V104H192ZM196 105H197V103H196ZM205 105V104H204ZM215 105V104H214ZM216 105H218V104H216ZM246 105V104H245ZM37 106V105H36ZM140 106V105H139ZM144 105H142V107H143ZM147 106V105H146ZM164 106V105H163ZM173 106V105H172ZM171 106V107H172ZM176 106V105H175ZM232 106V105H231ZM241 106V105H240ZM43 107V106H42ZM129 107H131V106H129ZM135 107V108H134ZM161 107H162V105H161ZM180 107V106H179ZM190 107V106H189ZM197 107V106H196ZM228 107H229V105H228ZM249 107V106H248ZM44 108H42V109H44ZM155 108V107H154ZM177 108V107H176ZM193 108V107H192ZM208 108V107H207ZM225 108H226V106H225ZM238 108V107H237ZM263 108V107H262ZM39 109V108H38ZM161 109H163V108H161ZM188 109V108H187ZM201 109H203V108H201ZM227 109V108H226ZM238 109H240V108H238ZM41 110V109H40ZM125 110H129V109H125ZM136 110V111H135ZM148 110V109H147ZM167 110V109H166ZM184 110V109H183ZM191 110V109H190ZM206 110V109H205ZM221 110V109H220ZM241 110H243V109H241ZM251 110V109H250ZM259 110V109H258ZM38 111V110H37ZM171 111H173V110H171ZM194 111H196V110H194ZM233 111V110H232ZM42 112V111H41ZM47 112V111H46ZM132 112V111H131ZM151 112V111H150ZM153 112V111H152ZM156 112V111H155ZM159 112V111H158ZM168 112V111H167ZM166 112V113H167ZM229 112V111H228ZM253 112H255V111H253ZM126 113H128V115L126 114ZM144 113V112H143ZM142 113V114H143ZM149 113V112H148ZM169 113V112H168ZM207 113V112H206ZM212 113V112H211ZM242 113H243V111H242ZM247 113V112H246ZM260 113V112H259ZM33 114V113H32ZM36 114V113H35ZM46 114V113H45ZM121 114H123V116L124 117H120V115ZM141 113H139V115H140ZM175 114V113H174ZM178 114H180V113H178ZM184 114V113H183ZM200 114V113H199ZM203 114V113H202ZM254 114V113H253ZM34 115V114H33ZM42 115V114H41ZM125 115H127V116H125ZM153 115V114H152ZM192 115V114H191ZM207 115V114H206ZM259 115V114H258ZM264 115V114H263ZM262 115V116H263ZM136 116V115H135ZM141 116V115H140ZM189 116V115H188ZM195 116H196V114H195ZM199 116V115H198ZM209 116V115H208ZM211 116V115H210ZM256 117H257V115H255ZM172 117V116H171ZM179 117V116H178ZM177 117V118H178ZM180 117H181V115H180ZM201 117V116H200ZM212 117V116H211ZM245 117H246V115H245ZM38 118V117H37ZM44 118V117H43ZM134 118V117H133ZM161 118V117H160ZM217 118V117H216ZM129 120L131 119V118H128ZM128 119L126 120V122L125 123H127V121H128ZM187 119V118H186ZM193 119V118H192ZM259 119V118H258ZM48 120V119H47ZM55 120V121H54ZM140 120V119H139ZM176 120V119H175ZM180 120V119H179ZM218 120V119H217ZM42 121V120H41ZM123 121V122H124ZM131 121V120H130ZM136 121H137V119H136ZM162 121V120H161ZM168 121H169V119H168ZM191 121V120H190ZM193 121V120H192ZM214 121V120H213ZM216 121V120H215ZM252 121H254V120H252ZM263 121H264V119H263ZM32 122V121H31ZM37 122V121H36ZM64 122V123H63ZM122 122V123H123ZM174 122V121H173ZM251 122V121H250ZM176 123V122H175ZM206 123V122H205ZM218 123V122H217ZM252 123V122H251ZM40 124V123H39ZM60 124V123H59ZM134 124V123H133ZM132 124V125H133ZM137 124V123H136ZM149 124V123H148ZM148 124H146V125H148ZM166 124V123H165ZM171 124V123H170ZM200 124V123H199ZM213 124V123H212ZM263 124V123H262ZM57 125H58V123H57ZM65 125V126H66ZM125 125V124H124ZM141 125V124H140ZM155 125V124H154ZM221 125V124H220ZM264 125V124H263ZM60 126V125H59ZM58 126V127H59ZM121 126V125H120ZM138 126V125H137ZM153 126V125H152ZM162 126V125H161ZM168 126V125H167ZM179 126H182V125H179ZM196 126V125H195ZM42 127V126H41ZM68 127V128H69ZM133 126H131V128H132ZM135 127V126H134ZM139 127V126H138ZM184 127V126H183ZM211 127V126H210ZM216 127V126H215ZM32 128V127H31ZM36 128V127H35ZM57 128V127H56ZM146 128V127H145ZM166 128V127H165ZM173 128V127H172ZM171 128V129H172ZM177 128V127H176ZM181 128V127H180ZM185 128V127H184ZM183 128V129H184ZM222 128V127H221ZM220 128V129H221ZM34 129V128H33ZM37 129V128H36ZM43 129H44V127H43ZM66 129V128H65ZM64 129V130H65ZM127 129V128H126ZM155 129V128H154ZM35 130V129H34ZM54 130V129H53ZM61 130V129H60ZM120 130V129H119ZM134 130V132H136L135 130L136 129H133ZM178 130V129H177ZM187 130V129H186ZM193 130H195V129H193ZM229 130V129H228ZM232 130V129H231ZM235 130V129H234ZM45 131V130H44ZM63 131V130H62ZM61 131V132H62ZM155 131V130H154ZM166 131V130H165ZM182 131V130H181ZM205 131V130H204ZM212 131V130H211ZM221 131V130H220ZM34 132V131H33ZM35 132H37V130L35 131ZM35 132H34V134H35ZM126 132V131H125ZM128 132V131H127ZM161 132V131H160ZM168 132V131H167ZM171 132V131H170ZM184 132V131H183ZM223 132V131H222ZM250 132V131H249ZM66 133V132H65ZM130 133H132V131L130 132ZM129 133V134H130ZM146 133V132H145ZM180 133H182V132H180ZM179 133V134H180ZM214 133V132H213ZM229 133V132H228ZM235 133H237V132H235ZM247 133V132H246ZM52 134V133H51ZM133 134V133H132ZM136 134H138V133H136ZM135 134V135H136ZM150 134V133H149ZM168 134V133H167ZM195 134V133H194ZM203 134V133H202ZM205 134V133H204ZM207 134V133H206ZM216 134V133H215ZM221 134V133H220ZM230 134V133H229ZM33 135V134H32ZM37 135V134H36ZM67 135V134H66ZM118 135V134H117ZM159 135V134H158ZM164 135V134H163ZM173 135V134H172ZM247 135V134H246ZM52 136V135H51ZM55 136V135H54ZM89 136V137H88ZM137 136V135H136ZM145 136V135H144ZM168 136H170V135H168ZM173 136H175V135H173ZM177 136H179V135H177ZM177 136H175V137H177ZM186 136V135H185ZM195 136V135H194ZM211 136V135H210ZM223 136V135H222ZM42 137V136H41ZM61 137V136H60ZM107 137H108V135H107ZM113 137V136H112ZM129 137V136H128ZM148 137V136H147ZM146 137V138H147ZM152 137V136H151ZM166 137V136H165ZM164 136H163V138H165ZM180 137V136H179ZM184 137V136H183ZM192 137V136H191ZM214 137V136H213ZM212 137V138H213ZM234 137V136H233ZM50 138V137H49ZM114 138V137H113ZM122 138H123V136H122ZM121 138V139H122ZM153 138V137H152ZM159 138V137H158ZM174 138V137H173ZM220 138V137H219ZM231 138V137H230ZM37 139H39V138H37ZM57 139V138H56ZM111 139V138H110ZM119 139V138H118ZM130 139V138H129ZM141 139V138H140ZM166 139V138H165ZM168 139H169V137H168ZM183 139V138H182ZM181 139V140H182ZM188 139V138H187ZM186 139V140H187ZM194 139V138H193ZM196 139H197V137H196ZM227 139V138H226ZM33 140V139H32ZM31 140V141H32ZM50 140V139H49ZM51 140H55L54 139V137L53 138H51ZM61 140H63V139H61ZM116 140V139H115ZM126 140V139H125ZM153 140V139H152ZM171 140V139H170ZM170 140H169V142H170ZM174 140V139H173ZM173 140H171L172 142H173ZM178 140V139H177ZM177 140H176V142H177ZM220 140H221V138H220ZM37 141H39V140H37ZM56 141V140H55ZM126 141H128V140H126ZM141 141V140H140ZM155 141H156V139H155ZM154 141V142H155ZM165 141V140H164ZM180 141V140H179ZM183 141H184V139H183ZM202 141H204V140H202ZM215 141V140H214ZM219 141V140H218ZM43 142V141H42ZM45 142H46V140H45ZM45 142H43V143H45ZM50 142V141H49ZM48 142V143H49ZM53 142V141H52ZM51 142V143H52ZM61 142V141H60ZM101 142V141H100ZM99 142V143H100ZM163 142V141H162ZM168 142V141H167ZM168 142V143H169ZM186 142V141H185ZM190 142V141H189ZM188 142V144H190ZM196 142H198V141H196ZM19 143V144H18ZM54 143V142H53ZM107 143V142H106ZM117 143V142H116ZM187 143V142H186ZM192 143V142H191ZM200 143V142H199ZM206 143V142H205ZM215 143V142H214ZM216 143H218V142H216ZM225 143V142H224ZM16 144L18 145V146H20L21 147V150H17V148H20V147H16ZM46 144V143H45ZM104 144H105V142H104ZM120 144V143H119ZM144 144V143H143ZM158 144V143H157ZM212 144V143H211ZM44 145V144H43ZM165 145H166V143H165ZM184 145V144H183ZM89 146V145H88ZM106 146H107V144H106ZM124 146V145H123ZM152 146H154V145H152ZM167 146H169V145H167ZM167 146H165V147H167ZM179 146V145H178ZM188 146V145H187ZM192 146V145H191ZM196 146V145H195ZM210 146V145H209ZM224 146V145H223ZM227 146V145H226ZM11 147V148H10ZM39 147V146H38ZM46 147V146H45ZM51 147V146H50ZM56 147V146H55ZM58 147V146H57ZM63 147H65V146H63ZM146 147V146H145ZM150 147V146H149ZM158 147V146H157ZM10 148V149H9ZM23 148V149H22ZM105 148V147H104ZM108 148V147H107ZM112 148V147H111ZM140 148H141V146H140ZM168 148V147H167ZM174 148H175V146H174ZM184 148V147H183ZM188 148V147H187ZM202 148H203V146H202ZM33 149V148H32ZM56 149V148H55ZM62 149V148H61ZM67 149V148H66ZM118 149V148H117ZM178 149V148H177ZM185 149H186V147H185ZM191 149V148H190ZM195 149V148H194ZM196 149H197V147H196ZM206 149H207V147H206ZM16 152H15V151ZM39 150V149H38ZM45 150V149H44ZM43 150V151H44ZM52 150H53V148H52ZM57 150V149H56ZM60 150V149H59ZM90 150V149H89ZM104 150V149H103ZM102 150V151H103ZM126 150V149H125ZM162 150H165V148L163 149L162 148ZM161 150V151H162ZM182 150V149H181ZM184 150V149H183ZM192 150V149H191ZM34 151V150H33ZM58 151V150H57ZM77 151V152H76ZM82 151V150H81ZM95 151V150H94ZM97 151H99V150H97ZM107 151H108V149H107ZM110 151V150H109ZM113 151V150H112ZM170 151V150H169ZM177 151V150H176ZM40 152V151H39ZM48 152H49V150H48ZM55 152V151H54ZM122 152V151H121ZM131 152V151H130ZM165 152V151H164ZM178 152V151H177ZM193 152V151H192ZM19 153V154H20ZM35 153H36V151H35ZM44 153H46V152H44ZM55 153H57V152H55ZM102 153V152H101ZM126 153H128V152H126ZM146 153V152H145ZM147 153H148V151H147ZM152 153H154L153 151H152ZM161 153V152H160ZM166 153V152H165ZM169 153V152H168ZM175 153V152H174ZM191 153V152H190ZM195 153V152H194ZM38 154V153H37ZM42 154V153H41ZM51 154V153H50ZM63 154V153H62ZM108 154V153H107ZM129 154V153H128ZM150 154V153H149ZM157 154V153H156ZM162 154V153H161ZM169 154H171V155H173L171 152L169 153ZM187 154V153H186ZM193 154V153H192ZM209 154V153H208ZM8 155H10V156H8ZM16 155V154H15ZM75 155H77V154H75ZM74 155V156H75ZM79 155V154H78ZM93 155H95V154H93ZM97 155V154H96ZM126 155V154H125ZM135 155V154H134ZM177 155V154H176ZM182 155V157H183V154H181ZM180 155V156H181ZM185 155V154H184ZM20 156V155H19ZM43 156V155H42ZM50 156V155H49ZM59 156V155H58ZM88 156V155H87ZM114 156V155H113ZM120 156V155H119ZM123 156V155H122ZM127 156V155H126ZM133 156V155H132ZM142 156V155H141ZM150 156V155H149ZM151 156L153 157V155L151 154ZM150 156V157H151ZM162 156V155H161ZM168 156V155H167ZM189 156V155H188ZM208 156V155H207ZM14 156H12V158H13ZM70 157V156H69ZM72 157H73V155H72ZM79 157V156H78ZM84 157V156H83ZM93 157V156H92ZM140 157V156H139ZM139 157H137V158H139ZM163 157H165V155L164 156H162V158ZM168 157H170V156H168ZM177 157V156H176ZM12 158H11V160H12ZM16 158V157H15ZM15 158H14V160H15ZM21 158V157H20ZM19 158V159H20ZM39 158V157H38ZM96 158H98L97 156H96ZM129 158V157H128ZM181 158V157H180ZM195 158V157H194ZM37 159V158H36ZM40 159V158H39ZM52 159V158H51ZM71 159V158H70ZM76 159V158H75ZM83 159H85V158H83ZM87 159V158H86ZM100 159V158H99ZM105 159V158H104ZM112 159V158H111ZM135 159V158H134ZM159 159H161L160 157H159ZM164 159V158H163ZM206 159V158H205ZM43 160V159H42ZM55 160V159H54ZM81 160V159H80ZM88 160H90V159H88ZM96 160H98V159H96ZM116 160V159H115ZM118 160V159H117ZM138 160V159H137ZM142 159H140V161H141ZM145 160V159H144ZM151 160V159H150ZM169 160V159H168ZM174 160V159H173ZM177 160V159H176ZM182 160V159H181ZM189 160H190V158H189ZM208 160V159H207ZM17 161V160H16ZM40 161V160H39ZM49 161V160H48ZM47 161V162H48ZM65 161V160H64ZM74 161V160H73ZM92 161V160H91ZM100 161V160H99ZM106 161V160H105ZM109 161V160H108ZM195 161V160H194ZM10 162V161H9ZM12 162V161H11ZM21 162V161H20ZM24 162V161H23ZM24 162V163H25ZM46 162V163H47ZM104 162V161H103ZM127 162V161H126ZM125 162V163H126ZM132 162V161H131ZM147 162H148V160H147ZM158 162V161H157ZM162 162V161H161ZM169 162V161H168ZM174 162H175V160H174ZM177 162V161H176ZM196 162V161H195ZM204 162V161H203ZM221 162V161H220ZM8 163V162H7ZM7 163H6V165H7ZM16 163V162H15ZM25 163V164H26ZM44 163V162H43ZM98 163V162H97ZM100 163V162H99ZM170 163H171V161H170ZM178 163V162H177ZM192 163H193V161H192ZM202 163V162H201ZM206 163V162H205ZM216 163V162H215ZM2 164V163H1ZM19 164V163H18ZM28 164H30V163H28ZM55 164H56V162H55ZM58 164V163H57ZM80 164V163H79ZM85 164V163H84ZM102 164V163H101ZM113 164V163H112ZM111 164V165H112ZM145 164V163H144ZM165 164V163H164ZM164 164L162 163V165L164 166ZM220 164V163H219ZM222 164V163H221ZM3 165H5V164H3ZM9 165H11V164H9ZM15 165V164H14ZM23 166H27V165H24V164H22ZM21 165V167L23 168V166ZM53 165V164H52ZM66 165V164H65ZM71 165V164H70ZM97 165V164H96ZM119 165H120V163H119ZM123 165V164H122ZM139 165V164H138ZM156 165V164H155ZM166 165V164H165ZM179 165V164H178ZM183 165V164H182ZM213 165V164H212ZM218 165V164H217ZM8 166V165H7ZM38 166V165H37ZM45 166V165H44ZM57 166V165H56ZM59 166V165H58ZM87 166V165H86ZM92 166V165H91ZM124 166V165H123ZM144 166V165H143ZM158 166V165H157ZM180 166H181V164H180ZM197 166V165H196ZM211 166V165H210ZM28 167H29V169H30V165H28ZM36 167V166H35ZM120 167V166H119ZM129 167V166H128ZM156 167V166H155ZM162 167V166H161ZM178 167V166H177ZM190 167H192V166H190ZM203 167V166H202ZM4 168V167H3ZM15 168H17V167H14V169ZM36 168H38V167H36ZM58 168V167H57ZM77 168V167H76ZM91 168V167H90ZM99 168H100V166H99ZM114 168V167H113ZM154 168V167H153ZM152 168V169H153ZM159 168V167H158ZM158 168H157V170H158ZM168 168H169V166H168ZM187 168V167H186ZM207 168V167H206ZM24 169V168H23ZM25 169H28V168H25ZM42 169V168H41ZM48 169V168H47ZM74 169V168H73ZM87 169V168H86ZM94 169V168H93ZM98 169V168H97ZM118 169V168H117ZM151 169V168H150ZM173 169H174V167H173ZM189 169H191V168H189ZM202 169V168H201ZM233 169V168H232ZM238 169V168H237ZM243 169V168H242ZM17 170V169H16ZM21 170V169H20ZM19 170V171H20ZM34 170H36V169H34ZM53 170V169H52ZM56 170V169H55ZM59 170V169H58ZM57 170V171H58ZM77 170V169H76ZM83 170V169H82ZM89 170V169H88ZM96 170V169H95ZM100 170V169H99ZM170 170V169H169ZM193 171L195 170V169H192ZM192 170H190V171H192ZM235 170V169H234ZM1 171V170H0ZM6 171V170H5ZM8 171V170H7ZM24 171V172H23ZM22 172L23 173H25L26 172V170H23ZM29 171V170H28ZM37 171V170H36ZM63 171V170H62ZM86 171V170H85ZM92 171V170H91ZM97 171V170H96ZM104 171V170H103ZM107 171V170H106ZM116 171V170H115ZM125 171V170H124ZM129 171V170H128ZM131 171V170H130ZM134 171V170H133ZM159 171V170H158ZM161 171V170H160ZM159 171V172H160ZM166 171V170H165ZM175 171V170H174ZM183 172H185L184 171V169L182 170ZM186 171H188V170H186ZM213 171V170H212ZM215 171V170H214ZM219 171V170H218ZM222 171V170H221ZM230 171V170H229ZM228 171V172H229ZM232 171V170H231ZM59 172V171H58ZM88 172V171H87ZM98 172V171H97ZM100 172V171H99ZM153 172V171H152ZM158 172V173H159ZM162 172V171H161ZM172 172V171H171ZM181 172V171H180ZM201 172V171H200ZM15 173V172H14ZM28 173V172H27ZM30 173V172H29ZM28 173V174H29ZM42 173V172H41ZM48 173V172H47ZM69 173H71V171L69 172ZM75 173H76V171H75ZM101 174H102V172H100ZM110 173V172H109ZM150 173V172H149ZM154 173V172H153ZM156 173H157V171H156ZM157 173V174H158ZM168 175L170 174V172L168 173V172H166ZM173 173V172H172ZM176 173H177V171H176ZM179 173V172H178ZM185 173H187V172H185ZM195 173V172H194ZM214 173V172H213ZM212 173V174H213ZM224 173V172H223ZM222 173V174H223ZM7 174H9V172L7 173ZM20 174V173H19ZM27 174V175H28ZM44 174H46V173H44ZM51 174V173H50ZM49 174V175H50ZM64 174V173H63ZM83 174H85L84 172H83ZM87 174V173H86ZM137 174V173H136ZM146 174V173H145ZM161 174V173H160ZM166 174V175H167ZM182 174V173H181ZM188 174H189V172H188ZM187 174V175H188ZM201 174V173H200ZM199 174V175H200ZM211 174V175H212ZM5 175V174H4ZM54 175V174H53ZM52 175V176H53ZM61 175V174H60ZM68 175V174H67ZM89 175V174H88ZM96 175V174H95ZM107 175V174H106ZM117 175H118V173H117ZM121 175H122V173H121ZM134 175V174H133ZM155 175V174H154ZM164 175V174H163ZM165 175V176H166ZM172 175V174H171ZM190 175V174H189ZM215 175V174H214ZM220 175V174H219ZM12 176H13V174H12ZM20 176V175H19ZM22 176V175H21ZM39 176V175H38ZM64 176H66V175H64ZM69 176V175H68ZM86 176V175H85ZM112 176V175H111ZM135 176V175H134ZM170 176V175H169ZM194 176H195V174H194ZM200 176H202V175H200ZM226 176V175H225ZM228 176H230V175H228ZM243 176H246L245 174L243 175ZM1 177H3V176H1ZM9 177V176H8ZM16 177V176H15ZM25 177V176H24ZM27 177V176H26ZM33 177V176H32ZM96 178H97V176H95ZM146 177V176H145ZM144 177V178H145ZM149 177V176H148ZM151 177L152 178H154L152 175H151ZM157 177V176H156ZM171 177V176H170ZM173 177V176H172ZM171 177V178H172ZM193 177V176H192ZM203 177H204V175H203ZM216 177V176H215ZM232 177V176H231ZM53 178V177H52ZM52 178H50V179H52ZM55 178V177H54ZM64 179H65V177H63ZM80 178H83L82 176L80 177ZM87 178V177H86ZM101 178H102V176H101ZM152 178H151V181H152ZM167 178V177H166ZM165 178V179H166ZM171 178H170V181H171ZM178 178V177H177ZM179 178H181V177H179ZM186 178V177H185ZM221 178V177H220ZM219 178V179H220ZM225 178V177H224ZM226 178H227V176H226ZM230 178V177H229ZM246 178V177H245ZM14 179V178H13ZM22 179V178H21ZM27 179V178H26ZM42 179V178H41ZM45 179H46V177H45ZM49 179V180H50ZM58 179V178H57ZM63 179V180H64ZM68 179H70V177L68 178ZM68 179H67V181H68ZM91 179V178H90ZM104 179V178H103ZM113 179V178H112ZM120 179V178H119ZM126 179H128V178H126ZM161 179V178H160ZM187 179V178H186ZM188 179H189V177H188ZM196 180H197V178H195ZM219 179H218V181H219ZM23 180H24V178H23ZM36 180V179H35ZM40 180V179H39ZM43 180V179H42ZM56 180V179H55ZM60 180V179H59ZM77 180V179H76ZM82 180V179H81ZM87 180V179H86ZM93 180V179H92ZM131 180V179H130ZM139 180H141V178H139ZM138 180V181H139ZM156 180H158L157 178H156ZM163 180H164V178H163ZM162 180V181H163ZM183 180V179H182ZM2 181V180H1ZM14 181V180H13ZM28 181H30V180H28ZM48 181V180H47ZM51 181V180H50ZM49 181V182H50ZM54 181V180H53ZM57 181V180H56ZM55 181V182H56ZM89 181V180H88ZM144 181V180H143ZM148 181V180H147ZM173 181V180H172ZM198 181H199V179H198ZM215 180H213V181H211L210 180V183L211 182H214ZM228 181H230V180H228ZM240 181V180H239ZM244 181V180H243ZM242 181V182H243ZM20 182H21V180H20ZM26 183H27V181H25ZM43 182V181H42ZM41 182V183H42ZM60 182H61V180H60ZM65 182V181H64ZM72 182H73V180H72ZM82 182V181H81ZM93 182V181H92ZM103 182V181H102ZM141 182V181H140ZM161 182V181H160ZM183 181H181L180 182V185H181V183H182ZM188 183H190L189 181H187ZM192 182H194V181H192ZM236 182V181H235ZM15 183V182H14ZM40 183V184H41ZM75 183V182H74ZM85 182H83V184H84ZM130 183V182H129ZM150 183V182H149ZM148 183V184H149ZM152 183V182H151ZM151 183L149 184L150 186H151ZM157 183V182H156ZM164 183H166V181L164 182ZM169 183H171V182H169ZM174 183V182H173ZM187 183V184H188ZM215 183V182H214ZM219 183V182H218ZM217 182H216V184H218ZM19 184H21V183H19ZM19 184H17V186L19 185ZM44 184V183H43ZM46 184H47V182H46ZM57 184V183H56ZM69 184V183H68ZM89 184V183H88ZM92 184V183H91ZM93 184H94V182H93ZM109 184V183H108ZM116 184V183H115ZM131 184V183H130ZM159 184V183H158ZM184 184V183H183ZM183 184H182V186H183ZM213 184V183H212ZM228 184V183H227ZM247 184V183H246ZM3 185V184H2ZM1 185V186H2ZM5 185V184H4ZM14 185H16V184H14ZM28 185V184H27ZM34 185V184H33ZM36 185H39V184H36L35 183V186ZM50 185V184H49ZM52 185H54V184H52ZM52 185L51 186H49V187H52ZM59 186H60V183L58 184ZM57 185V186H58ZM62 185H65L64 183L62 184ZM145 185V184H144ZM161 185V184H160ZM165 185H167V184H165ZM175 185H177V182H175ZM175 185H174V187H175ZM221 185V184H220ZM239 185V184H238ZM8 186H10L11 187V185H8ZM30 186V185H29ZM34 186V187H35ZM41 186V185H40ZM55 186V185H54ZM54 186L52 187L53 189H54ZM56 186V187H57ZM104 186V185H103ZM162 186V185H161ZM168 186H169V184H168ZM178 186H179V184H178ZM207 186V185H206ZM233 186V185H232ZM4 187V186H3ZM2 187V189H5V188H3ZM9 187V188H10ZM20 187V186H19ZM23 187V186H22ZM36 187H38V186H36ZM82 187V186H81ZM88 187H90V186H88ZM93 187V186H92ZM126 187V186H125ZM157 187V186H156ZM172 187H173V185H172ZM171 187V188H172ZM208 187V186H207ZM206 187V188H207ZM209 187H211V186H209ZM224 187V186H223ZM244 187V186H243ZM16 188V187H15ZM47 188V187H46ZM149 188V187H148ZM153 188V187H152ZM217 188V187H216ZM220 188H222V185H221V187ZM224 188H226V187H224ZM17 189V188H16ZM21 189V188H20ZM36 189V188H35ZM44 189V188H43ZM48 189V188H47ZM52 189V190H53ZM74 189V188H73ZM76 189V188H75ZM83 189V188H82ZM90 189H92V188H90ZM103 189V188H102ZM154 189V188H153ZM210 189V188H209ZM213 189V188H212ZM215 189V188H214ZM18 190V189H17ZM25 190V189H24ZM31 190V189H30ZM32 190H34V189H32ZM51 190V189H50ZM100 190V189H99ZM136 190V189H135ZM217 190V189H216ZM225 190V189H224ZM19 191V190H18ZM37 191V190H36ZM36 191H34V192H36ZM47 191V190H46ZM70 191V190H69ZM82 191V190H81ZM87 191V190H86ZM85 191V192H86ZM107 191V190H106ZM121 191V190H120ZM119 191V192H120ZM126 191V190H125ZM207 191V190H206ZM210 190H208V192H209ZM9 192V191H8ZM21 192V191H20ZM26 191H24L23 193H25ZM71 192V191H70ZM84 192V193H85ZM91 192L93 193V191L91 190ZM96 192V191H95ZM97 192H99V191H97ZM112 192H114V191H112ZM142 192V191H141ZM148 192V191H147ZM157 192V191H156ZM162 192V191H161ZM165 192V191H164ZM12 193H13V191H12ZM41 193V192H40ZM52 193V192H51ZM103 193V192H102ZM101 193V194H102ZM197 193V192H196ZM210 193H211V191H210ZM222 193H223V191H222ZM251 193V192H250ZM257 193V192H256ZM15 194H17V192L15 193ZM33 194V193H32ZM57 194V193H56ZM88 194V193H87ZM96 194V193H95ZM100 194V195H101ZM133 194V193H132ZM147 194H149V195H151L150 193H147ZM156 194V193H155ZM224 194V193H223ZM252 194V193H251ZM2 195V194H1ZM23 196H24V194H22ZM97 195V194H96ZM95 195V196H96ZM105 195V194H104ZM115 195V194H114ZM136 195V194H135ZM145 195V194H144ZM143 195V196H144ZM157 195V194H156ZM215 195H216V193H215ZM220 195H222V194H220ZM249 195V194H248ZM253 195V194H252ZM4 196V195H3ZM10 196V195H9ZM17 196V195H16ZM20 196H21V194H20ZM52 196V195H51ZM73 196H75V195H73ZM94 196V195H93ZM98 196V195H97ZM102 196V195H101ZM108 196V195H107ZM125 196V195H124ZM129 196V195H128ZM132 196V195H131ZM146 196V195H145ZM204 196V195H203ZM219 195H217L216 197H218ZM256 196H257V194H256ZM7 197V196H6ZM14 197V196H13ZM47 197V196H46ZM55 197V196H54ZM84 197V196H83ZM127 197V196H126ZM153 197H156V196H153ZM158 197V196H157ZM212 197H213V194H212ZM228 197V196H227ZM28 198V197H27ZM73 198V197H72ZM81 198V197H80ZM80 198H79V200H80ZM92 198V197H91ZM95 198V197H94ZM104 198V197H103ZM117 198V197H116ZM141 198V197H140ZM160 199H161V197H159ZM201 198V197H200ZM225 198V197H224ZM1 199V198H0ZM4 199H5V197H4ZM4 199H3V201H4ZM10 199H11V197H10ZM16 199V202H18L17 201V198H15ZM18 199H19V197H18ZM22 199V198H21ZM70 199V198H69ZM82 199V198H81ZM115 199V198H114ZM129 199V198H128ZM7 200V199H6ZM8 200H9V198H8ZM20 200V199H19ZM24 200V199H23ZM28 200V199H27ZM65 200V199H64ZM101 200V199H100ZM103 200V199H102ZM112 200V199H111ZM120 200H121V197H120ZM120 200H119V202H120ZM132 200V199H131ZM13 201V200H12ZM12 201H9V202H12ZM69 201V200H68ZM75 201H76V198H75ZM75 201H74V203H75ZM105 201V200H104ZM108 201V200H107ZM117 201V200H116ZM190 201V200H189ZM193 201V200H192ZM220 201V200H219ZM226 201H228V200H226ZM255 201V200H254ZM257 201V200H256ZM261 200H259V202H260ZM6 202V201H5ZM78 202V201H77ZM103 202V201H102ZM124 202H126L125 200H124ZM134 202V201H133ZM150 202V201H149ZM154 202V201H153ZM252 202V201H251ZM262 202V201H261ZM15 203V202H14ZM13 203V204H14ZM26 203V202H25ZM30 202H28V204H29ZM32 203V202H31ZM65 203V202H64ZM71 202L69 201V204H70ZM80 203V201L78 202V204ZM90 203V202H89ZM109 203V202H108ZM114 203V202H113ZM191 203V202H190ZM263 203V202H262ZM261 203V204H262ZM8 204V203H7ZM10 204V203H9ZM15 204H17V206H18V203H15ZM19 204H20V202H19ZM33 204V203H32ZM61 204V203H60ZM84 204V203H83ZM96 204H97V201H96ZM102 204V203H101ZM112 204V203H111ZM160 204V203H159ZM254 204H255V202H254ZM260 204V203H259ZM35 205V204H34ZM39 205V204H38ZM38 205H36V206H38ZM44 205H45V203H44ZM71 205V204H70ZM80 205V204H79ZM104 205H105V203H104ZM103 205V206H104ZM113 205V204H112ZM125 205V204H124ZM257 205H258V203H257ZM263 205V204H262ZM2 206H4V202H3V205ZM5 206H7V205H5ZM16 206V205H15ZM24 206V205H23ZM22 206V207H23ZM49 206V205H48ZM74 206V205H73ZM109 206H110V204H109ZM261 206V205H260ZM8 207V206H7ZM34 207V206H33ZM39 207V206H38ZM55 207V206H54ZM62 207V206H61ZM64 207H66L65 206V204H64ZM115 208L117 207V206H114ZM120 207V206H119ZM125 207V206H124ZM130 207V206H129ZM230 207V206H229ZM233 207H234V205H233ZM16 208V207H15ZM20 208V207H19ZM59 208H60V206H59ZM71 208V207H70ZM75 208V207H74ZM83 208V207H82ZM111 208V207H110ZM109 208V209H110ZM121 208H123V206L121 207ZM128 208V207H127ZM126 208V209H127ZM132 208V207H131ZM255 208V207H254ZM261 208H262V206H261ZM1 209V208H0ZM21 209V208H20ZM24 209V208H23ZM27 209V207L25 208V210ZM29 209V208H28ZM32 209V208H31ZM37 209V208H36ZM44 209H45V207H44ZM63 209H65V208H63ZM62 209V210H63ZM81 209V208H80ZM86 209V208H85ZM97 209V208H96ZM104 209H106V208H104ZM114 209V208H113ZM112 209V210H113ZM120 209V208H119ZM124 209V208H123ZM259 209V208H258ZM9 210V209H8ZM30 210V209H29ZM40 210V209H39ZM60 210V209H59ZM67 210V209H66ZM68 210H70L69 208H68ZM72 210V209H71ZM74 210V209H73ZM130 210V209H129ZM228 210V209H227ZM255 210V209H254ZM262 210V209H261ZM20 211V210H19ZM24 211V210H23ZM32 212H33V210H31ZM46 211V210H45ZM47 211H49V210H47ZM56 211V210H55ZM103 211V210H102ZM109 211V210H108ZM115 211H117V210H115ZM125 211H128V210H125ZM133 211V210H132ZM3 212V211H2ZM5 212H6V210H5ZM14 212H15V210H14ZM14 212H13V214H14ZM66 213L68 212V211H65ZM71 212V211H70ZM76 212V211H75ZM87 212V211H86ZM219 212H220V210H219ZM263 212V211H262ZM7 213V212H6ZM30 213V212H29ZM49 213V212H48ZM60 213H63V211L62 212H60ZM92 213V212H91ZM94 213V212H93ZM100 213V212H99ZM101 213H103V212H101ZM120 213H121V211H120ZM126 213H128V212H126ZM130 213V212H129ZM144 213H145V211H144ZM151 213V212H150ZM152 213H154V212H152ZM152 213H151V216H152ZM240 213V212H239ZM242 213V212H241ZM9 214V213H8ZM21 214H22V212H21ZM34 214V213H33ZM32 214V215H33ZM46 214V213H45ZM70 214V213H69ZM72 214V213H71ZM110 214H111V212H110ZM109 214V215H110ZM133 214H134V212H133ZM133 214H132V216H133ZM257 214V213H256ZM10 215H12V214H10ZM17 215H18V211H17ZM28 215V214H27ZM31 215V214H30ZM43 215V214H42ZM47 215V214H46ZM57 215V214H56ZM66 215V214H65ZM104 215V214H103ZM108 215V216H109ZM141 215V214H140ZM219 215V214H218ZM242 215V214H241ZM258 215V214H257ZM22 216H24L23 214H22ZM45 216V215H44ZM50 216V215H49ZM53 216V215H52ZM69 216V215H68ZM67 216V217H68ZM74 216V215H73ZM78 216V215H77ZM84 216V215H83ZM93 216H94V214H93ZM92 216V217H93ZM111 216H112V214H111ZM116 216V215H115ZM121 216V215H120ZM127 216V215H126ZM129 216H131V215H129ZM135 216V215H134ZM240 216V215H239ZM263 216V215H262ZM2 218H3V216H1ZM13 217H15V216H13ZM32 217V216H31ZM34 217H35V215H34ZM41 217H43V216H41ZM40 217V218H41ZM72 216H70L69 218H71ZM79 217V216H78ZM87 217V216H86ZM106 217V216H105ZM124 217V216H123ZM175 217V216H174ZM246 217V216H245ZM259 217V216H258ZM7 218V217H6ZM12 218V217H11ZM24 218V217H23ZM27 218V217H26ZM29 218V217H28ZM36 218V217H35ZM74 218H75V216H74ZM90 218V217H89ZM94 218V217H93ZM96 218V217H95ZM98 218V217H97ZM109 218V217H108ZM115 218V217H114ZM114 218H113V220H114ZM131 218V217H130ZM129 218V219H130ZM173 218V217H172ZM242 218V217H241ZM247 218V217H246ZM249 218V217H248ZM1 219V218H0ZM105 219H107V218H105ZM118 219V218H117ZM251 219V218H250ZM4 220H5V218H4ZM8 220V219H7ZM14 220V219H13ZM19 220V219H18ZM36 220V219H35ZM37 220H38V218H37ZM50 220V219H49ZM75 220V219H74ZM76 220H78V218L76 219ZM128 220V219H127ZM126 220V221H127ZM175 220V219H174ZM242 220V219H241ZM240 220V221H241ZM245 220V219H244ZM6 221V220H5ZM27 221V220H26ZM40 221V220H39ZM84 221V220H83ZM107 221V220H106ZM115 221V220H114ZM122 222L124 221V220H121ZM25 222V221H24ZM36 222V221H35ZM44 222V221H43ZM78 222V221H77ZM77 222H74V224L75 223H77ZM109 222V221H108ZM113 222V221H112ZM128 222V221H127ZM131 222V221H130ZM176 222V221H175ZM245 222V221H244ZM252 222V221H251ZM9 223V222H8ZM39 223V222H38ZM120 223V222H119ZM132 223V222H131ZM249 223V222H248ZM43 224V223H42ZM69 224H70V222H69ZM73 224V223H72ZM136 224V223H135ZM135 224H133V225H135ZM245 224V223H244ZM18 225V224H17ZM23 225V224H22ZM26 225V224H25ZM24 225V226H25ZM33 225V224H32ZM61 225V224H60ZM97 225V224H96ZM106 225V224H105ZM117 225H118V223H117ZM137 225V224H136ZM241 225V224H240ZM10 226V225H9ZM14 226V225H13ZM19 226V225H18ZM27 226V225H26ZM34 226V225H33ZM58 226V225H57ZM69 226V225H68ZM89 226V225H88ZM124 226H125V224H124ZM127 226V225H126ZM129 226V225H128ZM23 227V226H22ZM21 227V228H22ZM36 227H37V225H36ZM42 227V226H41ZM70 227V226H69ZM244 227V226H243ZM248 227H250V226H248ZM14 228V227H13ZM16 228V227H15ZM87 228V227H86ZM131 228V227H130ZM137 228V227H136ZM246 228V227H245ZM11 229V228H10ZM29 229V228H28ZM125 229V228H124ZM129 229V228H128ZM133 229V228H132ZM1 230H3V232H4V230H7V229H1ZM13 230V229H12ZM15 230V229H14ZM20 230V229H19ZM41 230V229H40ZM62 230V229H61ZM122 230V229H121ZM8 231H9V229H8ZM27 231V230H26ZM84 231V230H83ZM116 231V230H115ZM124 231V230H123ZM128 231V230H127ZM131 231V230H130ZM139 231V230H138ZM138 231H136V232H138ZM6 232V231H5ZM0 233H1V231H0ZM23 233V232H22ZM28 233V232H27ZM27 233H26V235H27ZM35 233V232H34ZM55 233V232H54ZM77 233V232H76ZM132 233V232H131ZM142 233V232H141ZM173 233V232H172ZM4 234V233H3ZM2 234V235H3ZM6 234V233H5ZM18 234H19V232H18ZM37 234H38V232H37ZM57 234H58V232H57ZM74 234V233H73ZM127 234V233H126ZM143 234V233H142ZM141 234V235H142ZM1 235V236H2ZM46 235V234H45ZM71 235V234H70ZM101 235H102V233H101ZM104 235V234H103ZM131 235V234H130ZM129 235V236H130ZM138 235V234H137ZM24 236V235H23ZM29 236V235H28ZM32 236V235H31ZM47 236V235H46ZM56 236V235H55ZM143 236V235H142ZM240 236V235H239ZM10 237V236H9ZM58 237H59V235H58ZM65 237H66V235H65ZM68 237V236H67ZM70 237V236H69ZM140 237V236H139ZM145 237V236H144ZM143 237V238H144ZM21 238V237H20ZM42 238V237H41ZM62 238V237H61ZM116 238V237H115ZM142 238V237H141ZM3 239H4V237H3ZM15 239V238H14ZM19 239V238H18ZM25 239H26V236H25ZM49 239V238H48ZM47 239V240H48ZM57 239V238H56ZM67 239V238H66ZM70 239H72V238H70ZM125 239H126V237H125ZM128 239V238H127ZM2 240V239H1ZM9 240H10V238H9ZM12 240V239H11ZM58 240V239H57ZM64 240V239H63ZM84 240V239H83ZM121 240V239H120ZM132 240V239H131ZM140 240V239H139ZM3 241V240H2ZM1 241V242H2ZM22 241V240H21ZM134 241V240H133ZM141 241V240H140ZM151 241V240H150ZM6 242H7V240H6ZM11 242V241H10ZM14 242V241H13ZM12 242V243H13ZM24 242H26V241H24ZM24 242H23V245H24ZM53 242V241H52ZM59 242V241H58ZM114 242V241H113ZM28 243H29V241H28ZM27 242H26V244H28ZM32 243V242H31ZM60 243V242H59ZM2 244V243H1ZM9 243L7 242V245H8ZM11 244V243H10ZM15 244V243H14ZM53 244V243H52ZM67 244V243H66ZM83 244V243H82ZM5 245V244H4ZM7 245H5V247L6 248H8V246ZM13 245V244H12ZM12 245H11V248H12ZM17 246H19L18 244H16ZM22 245V246H23ZM50 245V244H49ZM48 245V246H49ZM120 245V244H119ZM124 245V244H123ZM140 245V244H139ZM138 245V246H139ZM147 245V244H146ZM176 245V244H175ZM40 246V245H39ZM65 246V245H64ZM74 246V245H73ZM81 246V245H80ZM122 246V245H121ZM4 247V246H3ZM2 247V248H3ZM16 247V246H15ZM14 247V245H13V248H15ZM27 247V246H26ZM43 247V246H42ZM52 247V246H51ZM125 247V246H124ZM123 246H122V248H124ZM142 247V246H141ZM196 247V246H195ZM1 248V247H0ZM39 248V247H38ZM126 248V247H125ZM128 248H129V246H128ZM136 248V247H135ZM10 249V248H9ZM16 249V248H15ZM22 249L24 250V251H26L25 250V247L23 248L22 247ZM29 249H31V248H29ZM42 249V248H41ZM52 249V248H51ZM78 249V248H77ZM143 249H144V247H143ZM171 249V248H170ZM175 249V248H174ZM180 249H182V248H180ZM18 250H19V248H18ZM48 250V249H47ZM66 250V249H65ZM71 250V249H70ZM69 250V251H70ZM76 250V249H75ZM125 250V249H124ZM136 250V249H135ZM139 250H140V247H139ZM198 250H200V249H198ZM23 251V252H24ZM28 251V250H27ZM30 251V250H29ZM32 251V250H31ZM36 251V250H35ZM5 252V251H4ZM50 252V251H49ZM68 252V251H67ZM72 252V251H71ZM128 252H130V251H128ZM142 252V251H141ZM141 252H140V254H141ZM143 252H144V250H143ZM157 252V251H156ZM168 252V251H167ZM170 252V251H169ZM186 252V251H185ZM12 253V252H11ZM41 253V252H40ZM58 253V252H57ZM63 253V252H62ZM74 253V252H73ZM146 253V252H145ZM175 253V252H174ZM64 254V253H63ZM78 254V253H77ZM121 254V253H120ZM123 254V253H122ZM129 255L131 254V253H128ZM127 254V255H128ZM134 254V253H133ZM183 254H184V252H183ZM6 255V254H5ZM11 255V254H10ZM25 255V254H24ZM58 255V254H57ZM61 255V254H60ZM125 255V254H124ZM144 255V254H143ZM146 255V254H145ZM151 255V254H150ZM170 255V254H169ZM168 255V256H169ZM172 255V254H171ZM176 255V254H175ZM174 255V256H175ZM186 255V254H185ZM52 256H54V255H52ZM149 256V255H148ZM179 256V255H178ZM190 256V255H189ZM49 257V256H48ZM61 257V256H60ZM59 257V258H60ZM63 257V256H62ZM126 257H128V256H126ZM141 257V256H140ZM22 258V257H21ZM58 258V257H57ZM56 258V259H57ZM74 258V257H73ZM80 258V257H79ZM171 258V257H170ZM174 258V257H173ZM178 258V257H177ZM209 258H212V257H209ZM208 258V259H209ZM65 259V258H64ZM67 259V258H66ZM70 259V258H69ZM169 259V258H168ZM1 260V259H0ZM40 260V259H39ZM42 260V259H41ZM40 260V261H41ZM44 260V259H43ZM49 260V259H48ZM54 260V259H53ZM68 260V259H67ZM77 260H79V259H77ZM145 260V259H144ZM179 260V259H178ZM46 261V260H45ZM64 261V260H63ZM174 261V260H173ZM209 261H210V259H209ZM26 262H27V260H26ZM38 262V261H37ZM43 262V261H42ZM47 262V261H46ZM45 262V263H46ZM69 262V261H68ZM72 262V261H71ZM73 262H75V261H73ZM170 262H172V261H170ZM1 263H3V262H1ZM14 263H17V262H14ZM54 263V262H53ZM56 263V262H55ZM58 263V262H57ZM59 263H60V261H59ZM70 263V262H69ZM19 264V263H18ZM24 264V263H23ZM61 264V263H60ZM75 264V263H74ZM78 264V263H77ZM83 264V263H82Z\"/></svg>","mask_w":264,"mask_h":264}]
</instances>
